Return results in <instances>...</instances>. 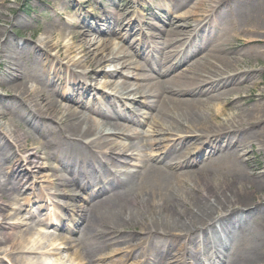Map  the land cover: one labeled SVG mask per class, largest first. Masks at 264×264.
<instances>
[{
	"label": "bare ground",
	"instance_id": "1",
	"mask_svg": "<svg viewBox=\"0 0 264 264\" xmlns=\"http://www.w3.org/2000/svg\"><path fill=\"white\" fill-rule=\"evenodd\" d=\"M166 1L165 16L157 15L164 25L159 37L162 46H153L154 36L143 39L139 55H145L146 67L135 62L143 71L140 74L130 72V64L123 63L131 56L125 47L113 49L108 45L109 52L98 60L86 39L95 31L99 35L113 33L114 26L125 27L123 31L127 29L129 34L137 31L136 23L125 25L114 13L111 19L102 20L104 32L101 27H90L88 32L74 35L54 21L33 46L28 41L17 42L7 27H0V87L10 90L14 96L10 99L17 101L0 95V119L7 120L6 131H0V171L6 169L13 176L0 187V217L8 218L3 215L4 198L24 191L19 180L26 169H17L10 159L12 150L19 156L30 140L35 144L32 127L44 131L42 138L46 132L61 134L58 146L40 142L42 155L65 172L58 175L59 185L88 194L80 206H70L77 220L69 219L72 227L67 229L83 231L78 244L85 253L93 249L95 239L116 232L112 230L139 227L141 235L132 248L137 251L131 253L143 258V264H264V161L252 159L249 152L257 147L264 159V90L259 87L263 83L259 77L264 74V0H206L200 17L179 14L194 0ZM56 14L62 20L58 11ZM0 17V22L11 24L12 29L29 23L21 15L2 20L6 18L3 11ZM192 21L196 26L191 27ZM182 25L190 32L187 38L176 30ZM149 28L154 26L149 24ZM21 45L26 53L41 51L35 61L42 73L31 72L22 59L14 58ZM63 54L70 60L67 64L60 59ZM185 61L186 69L178 68ZM94 62L102 68L113 66L114 70H102V93L86 90L81 94L79 76L86 78ZM258 64H262L261 69ZM69 68L74 71L69 85L75 88L66 89L62 101L79 104L81 111L62 107L55 99L60 86H68L62 70ZM76 70H81L80 74ZM151 72L159 77L154 78ZM254 91L255 99L251 95ZM97 94L102 97V106L95 103ZM112 94L120 105L113 102V112L104 108ZM127 101L131 108L139 109L141 118L152 116L150 127L164 123L152 139L145 140L133 131L142 121L136 115H127ZM216 104L222 105L221 110L215 108ZM15 106L22 110L27 129H21L13 118ZM155 108L159 113L154 116ZM114 119H123L128 125H113ZM168 133L188 135L177 140L173 136L159 138ZM129 151L134 153L126 157ZM114 153L118 154L116 158H112ZM141 155L147 157L142 169L133 163ZM21 156L22 163L31 159ZM46 168L54 169L51 165ZM72 173L76 175L73 179L69 177ZM81 176L86 181H81ZM59 195L73 198L68 193ZM25 203L29 207V201ZM29 214L30 220L36 215ZM60 217L51 214L38 224L65 229ZM4 220L0 221V235L4 236H0V244L5 243L9 230L28 225L19 215L12 223ZM231 229L235 233L230 237ZM31 230L28 226L19 236L16 232L8 234L15 236L10 254L16 264H24L28 253L52 256L58 251L46 245L49 235L35 237ZM192 239H197V246H189ZM172 249L178 254L170 253Z\"/></svg>",
	"mask_w": 264,
	"mask_h": 264
},
{
	"label": "rangeland",
	"instance_id": "2",
	"mask_svg": "<svg viewBox=\"0 0 264 264\" xmlns=\"http://www.w3.org/2000/svg\"><path fill=\"white\" fill-rule=\"evenodd\" d=\"M9 2L7 4H2L3 1L0 0V12L3 11L5 13L6 18H3L2 20H9L18 17L21 15L25 22L29 21L28 25H22V26H13L14 29L11 28V24H8L4 21L0 22V27H7L9 31L12 33V37L18 42V41H28L30 42V45H35L39 42V40L44 37L43 33L47 26H49L54 21H59L62 28L65 31H69V33L72 31L74 35L76 32H88L89 28L92 27L94 30L100 29V27L103 29L104 32L106 30L104 22L102 20L105 19H111L114 13V17L118 19H123L125 25L136 23L138 25L137 31L133 33H126V31H123L124 28H116L113 33H103V34H97L96 31L90 33V35L86 38L89 42H91L92 51L95 55L94 57L96 59H101L102 57H105L109 51H106V48L108 45H110L111 48L115 49L118 47H125V49L128 50L130 53V57L126 58V60L123 61L126 62V64H130L129 71L134 74H140L141 71L138 69V65L135 63L136 61L139 62L140 66L143 68L146 67L145 63V55H139L141 54V51L143 50V39L147 37H156L154 39V47L157 45L158 47L162 46L161 42L163 41L159 37L162 35V28H163V22L161 19H157V15L159 17L165 16V13L167 12V8L165 5L167 4L166 0H8ZM237 2H242L241 0H238ZM202 4H207L206 0H194L191 4H189L187 7L182 9L180 11V15L185 14H192L201 16L204 11V6ZM56 11L59 12V14L62 17V20L58 19ZM156 16V17H155ZM1 18V17H0ZM149 24L154 26V29L149 28ZM184 25H186L183 22ZM197 22L192 21L191 27L196 26ZM184 25L180 26L178 29H176L178 32L182 34V38H187L188 34H190L187 27H184ZM187 26V25H186ZM52 31H55V28L52 29ZM3 40V38L1 39ZM74 42L76 44H79V39L75 38ZM51 48V47H50ZM47 52H50L53 56H56V52L51 51V49H48ZM37 54H41L40 50L34 51V53H26L22 47V45L17 49V53L14 55V58L16 57L18 60H23L27 64V68L30 69L31 72L40 74L42 73V67L41 65L37 64L35 61ZM138 55V57H135ZM64 64H67L70 60L67 59L66 55L63 54L62 58ZM264 60V55L262 57ZM188 61L183 62L178 66V68L186 66ZM162 67V66H161ZM160 67V68H161ZM259 69H261V65H257ZM89 72L86 76V78H83L79 76V80L77 82H80V88L79 92L82 94L83 91H90L92 90V94L94 93H102V70L112 71L113 66L105 65V67L102 68L101 65H97L96 62H94V65H92V68H89ZM159 69V68H158ZM124 70V69H123ZM125 69L124 71H126ZM144 70V69H143ZM177 70V69H176ZM78 74H80L81 70H76ZM62 75L65 76V80L68 82V86H60L58 89L60 91V95L56 96L55 99L58 100L59 104L62 105V107H65V105L71 107L72 110H80L83 109L79 104H75L73 102H63L62 101V95L63 93L71 88H73V84H70L71 77L70 75L72 71V68H69L68 70L63 69ZM151 76L154 78H158L159 76L156 75L155 72L150 73ZM133 78V77H132ZM260 80L263 82L262 85H260V89L264 90V74L259 77ZM118 79V78H117ZM121 79V77H120ZM133 82V79L131 80ZM31 86V85H30ZM75 88V87H74ZM67 89V90H66ZM110 92V91H109ZM12 92L8 89H3L0 87V95L6 98V100H11L10 97H14ZM257 92H252L251 95H253V99L257 97ZM98 95V94H97ZM114 94L107 100V104L104 105V108L106 107V110H109L113 112V102L114 105L120 107L119 101L115 100ZM251 95H244L251 96ZM88 99L93 100L94 98ZM95 100V99H94ZM12 102H17L14 100H11ZM95 103L99 106H102V97L100 95L97 96V99L95 100ZM128 103V113L127 115H136L140 117V120L142 121L141 126L133 127V131L137 132L141 135V138L143 139H152L154 135V131L160 129L161 125L164 123L160 121L158 124L159 126L150 127L151 121L150 119L152 116H150L148 119L141 118L143 115L142 113H139V109H133L131 108L130 102ZM254 103H251L248 105L249 108L253 106ZM113 106V107H112ZM17 107V111L14 112V119L18 124L20 125L21 129H27V124L25 123L24 119L21 117V111L19 106ZM45 108V107H44ZM123 109L124 107L121 106ZM215 108L218 110H221L222 105L216 104ZM60 109V108H59ZM154 116L159 113V110L157 108L153 109ZM153 116V117H154ZM225 118V117H223ZM47 123H51L53 125H57L55 122L47 121ZM113 125H128L125 120L123 119H114L112 122ZM7 126V120L0 119V131H4ZM133 126V125H131ZM6 131V130H5ZM43 130L35 131L34 128L31 127L30 134L32 137L36 139L35 144H33V139L29 141L27 150H22V153L18 156L16 153H14V150H12L11 159L10 162L12 165H16L17 169L21 167V171L26 169V172L22 177H20V184L22 185L23 192L20 194L13 193L11 195H8V197L4 198V201H6V209L4 211V216L8 217L6 220H4L5 217H0V221H7L8 223L14 222L16 219V216L19 215L20 218L22 217V221L27 223L28 225H24L20 227L18 230H9V233H15L16 235H20V231H26L28 230V226L32 227L31 232L37 237L39 234L44 233L46 235H49L50 237L46 241V245H49V249H58L57 253L52 256H40L39 254L34 253H28L24 255V264H37L36 261L39 260L40 263L38 264H143L144 260L141 258L138 254L131 253L133 250V246L137 244V238L139 235H141L140 228H131V229H124V231L112 230L116 231L114 233L109 232L106 234V236L100 237L95 239L93 243H96L93 245V249L85 253L84 250H82V245L78 244L79 240L83 236V231H78L76 233H73L71 231H67L68 228L72 227V223H69V219L77 220V216H74L72 213L71 207L73 204L80 206V202L82 201V198L88 196L86 192H84L82 189H76L71 186H61L58 184L57 178L58 175L65 174V172H60L59 170H62L61 166L55 162L54 160L47 161L46 157L42 155V149L40 148V142H48L52 146H58L61 143L62 136L60 133H47L45 138H42L43 136ZM3 133V132H2ZM42 134V135H41ZM177 135V134H176ZM173 134H166L165 136H160L161 139H167L168 137L173 136V138H176L177 140L180 137L186 136L188 134H178V136ZM190 136V135H189ZM157 138V137H156ZM8 141V140H7ZM9 142V141H8ZM170 142V141H168ZM10 143V142H9ZM167 142L164 141L162 144L165 145ZM142 149V145L140 146L139 150ZM251 154V158L255 159V157L260 160L264 161L263 157L259 155L258 148L255 147L252 150H249ZM134 151H129L126 153V157H129ZM136 153V152H135ZM21 154H25L27 157L30 156V161L23 162L24 160L21 156ZM112 158L117 157V153L111 154ZM147 160V157L145 155H141L139 159L134 160V164H138V167L140 169L143 168ZM203 160V159H202ZM19 161V162H18ZM202 162V161H201ZM106 164H108V167L111 168L109 165V162L107 161ZM52 166L54 169L46 168L47 166ZM56 168V171H55ZM106 169L110 172L111 169ZM30 170L29 171H27ZM110 170V171H109ZM113 171V170H112ZM116 175H121L124 178H126V174H118L116 171H114ZM76 175L69 174V177L73 179ZM81 181H86V178L81 176ZM13 180V176L9 174V171L6 169H3L0 171V187H3L6 182ZM60 193H68L69 195H72L73 198L69 199L67 196L62 197L59 195ZM10 196V197H9ZM87 198V197H86ZM29 201V207L25 203V201ZM50 201L52 204H47V202ZM21 209L20 211H18ZM29 211L35 213L36 215L33 217V219L30 220V214ZM78 211H75V214L77 215ZM60 215L61 219L64 221L65 229L59 228L55 225H50L48 227L42 226L38 224V221L44 219L45 217H48L49 215ZM72 218H69V217ZM233 222H238L237 220H234ZM233 222L231 224H233ZM250 223L252 222L249 221ZM82 223V222H81ZM240 223V222H239ZM84 224V223H82ZM230 224V225H231ZM241 224V223H240ZM258 227L257 224H254V228ZM229 233V236L231 237L233 235V229H231ZM128 233V234H125ZM135 232V235H132V233ZM6 233V239L4 240L5 243L0 244V264H16L13 261V255L10 254V249L14 245V237L9 236ZM1 238L4 237L3 235H0ZM124 236V237H123ZM204 237H207V235H203ZM227 234L225 236L226 239H229L230 237ZM118 238H123L122 240H118ZM132 238V239H131ZM189 246L195 247L197 246V239L191 240L190 243L188 242ZM4 249L7 250L6 253L4 252ZM172 254H178L176 249H172L170 251ZM32 259V260H31ZM172 259V256H170L169 260ZM165 264V263H160Z\"/></svg>",
	"mask_w": 264,
	"mask_h": 264
}]
</instances>
